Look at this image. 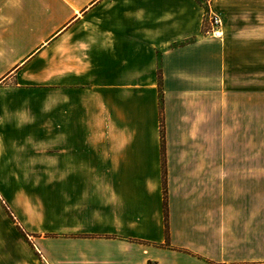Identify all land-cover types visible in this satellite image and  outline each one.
Returning <instances> with one entry per match:
<instances>
[{"label": "crops", "instance_id": "0c3cea01", "mask_svg": "<svg viewBox=\"0 0 264 264\" xmlns=\"http://www.w3.org/2000/svg\"><path fill=\"white\" fill-rule=\"evenodd\" d=\"M230 2L0 0V146L56 179L70 264H264L263 154L244 144L263 75Z\"/></svg>", "mask_w": 264, "mask_h": 264}, {"label": "rangeland", "instance_id": "374dc122", "mask_svg": "<svg viewBox=\"0 0 264 264\" xmlns=\"http://www.w3.org/2000/svg\"><path fill=\"white\" fill-rule=\"evenodd\" d=\"M230 4L231 11L220 15L222 23L232 33L243 32L233 37L242 44L236 47L245 48V53H238L247 58V76L262 73L264 85V0H232ZM253 98L257 99L248 98L256 102L248 101L244 144L248 154H263L264 169V96ZM9 149L0 146V264H70L62 254L64 236L53 232L54 208L48 206L49 185L56 179L49 183L37 176L40 172L31 156H15Z\"/></svg>", "mask_w": 264, "mask_h": 264}, {"label": "trees", "instance_id": "16d2710c", "mask_svg": "<svg viewBox=\"0 0 264 264\" xmlns=\"http://www.w3.org/2000/svg\"><path fill=\"white\" fill-rule=\"evenodd\" d=\"M160 76L158 75V79ZM159 129H160V161H161V173H162V191H163V201H162V210L164 218V231H165V240L167 242L168 238V218H167V204H166V174H165V157H164V129H163V119L161 105L159 108Z\"/></svg>", "mask_w": 264, "mask_h": 264}, {"label": "built area", "instance_id": "2783aa9c", "mask_svg": "<svg viewBox=\"0 0 264 264\" xmlns=\"http://www.w3.org/2000/svg\"><path fill=\"white\" fill-rule=\"evenodd\" d=\"M208 30H207V35L213 39H220L222 37V31L220 28V19L217 15H210L208 19Z\"/></svg>", "mask_w": 264, "mask_h": 264}]
</instances>
